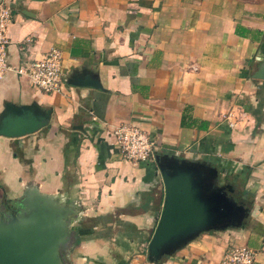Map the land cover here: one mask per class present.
Segmentation results:
<instances>
[{"label":"crops","instance_id":"obj_1","mask_svg":"<svg viewBox=\"0 0 264 264\" xmlns=\"http://www.w3.org/2000/svg\"><path fill=\"white\" fill-rule=\"evenodd\" d=\"M0 5L11 13V66L57 48L65 74H88L102 85L66 84L46 94L13 71L3 76L0 117L22 106L51 113L33 133L0 136V211L36 186L74 205L80 218L99 219L100 228L76 230L65 264H221L233 245L252 248L253 264H264V79L253 77L264 64V0ZM122 124L142 128L158 151L216 166L249 207L246 223L202 232L150 262L163 186L155 161L118 153L110 133Z\"/></svg>","mask_w":264,"mask_h":264},{"label":"water","instance_id":"obj_2","mask_svg":"<svg viewBox=\"0 0 264 264\" xmlns=\"http://www.w3.org/2000/svg\"><path fill=\"white\" fill-rule=\"evenodd\" d=\"M253 77L264 79V64ZM65 79L73 86L102 89L99 80L88 74H66ZM50 113L34 106L7 108L0 117V136L33 133L48 124ZM154 155L163 204L147 244L150 262L172 255L202 232L246 223L249 207L233 197L234 186L219 181L216 166L165 151L157 150ZM77 215L78 209L58 196L44 194L36 186L27 188L20 199L0 211V264H65L61 255L71 240Z\"/></svg>","mask_w":264,"mask_h":264},{"label":"built area","instance_id":"obj_3","mask_svg":"<svg viewBox=\"0 0 264 264\" xmlns=\"http://www.w3.org/2000/svg\"><path fill=\"white\" fill-rule=\"evenodd\" d=\"M8 7L0 5V80L8 71L25 77L37 90L49 94L62 92L66 86L62 53L50 48L40 58L24 61L19 66H11L7 59V25L11 21ZM232 124V123H231ZM113 144L122 158L132 162H154L156 142L142 128L134 124H122L111 130ZM255 251L247 246H230L221 264H253Z\"/></svg>","mask_w":264,"mask_h":264},{"label":"rangeland","instance_id":"obj_4","mask_svg":"<svg viewBox=\"0 0 264 264\" xmlns=\"http://www.w3.org/2000/svg\"><path fill=\"white\" fill-rule=\"evenodd\" d=\"M155 168H156V171H157V175L159 177L160 174H159V171H158V168H157L156 165H155ZM219 181L221 183H228L227 180L223 179V176H221V175L219 176ZM98 220L94 221V220H89L88 218H80V216H79V210H78L77 218L75 217V219L72 221V225H71V230H72V235L71 236L72 237H71V241H70V244L69 245L75 243V241H76V233H77L78 229L79 230L80 229L88 230L89 228H92L94 230V228L92 227L94 225L95 226H99V228H100V226L102 227L103 224H99V221ZM95 230H97V229H95ZM69 245H67V247L63 250L62 255H61L62 256V259L64 257L65 250L68 249V246ZM63 262H66L65 259H63Z\"/></svg>","mask_w":264,"mask_h":264},{"label":"trees","instance_id":"obj_5","mask_svg":"<svg viewBox=\"0 0 264 264\" xmlns=\"http://www.w3.org/2000/svg\"><path fill=\"white\" fill-rule=\"evenodd\" d=\"M232 195H233V197H234L236 200H240V197H241V194H240V193L234 191V192L232 193Z\"/></svg>","mask_w":264,"mask_h":264}]
</instances>
